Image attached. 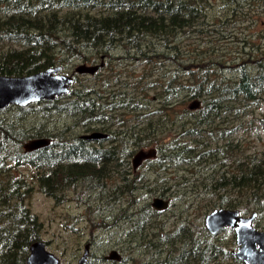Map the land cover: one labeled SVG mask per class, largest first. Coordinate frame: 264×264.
Listing matches in <instances>:
<instances>
[{
    "label": "trees",
    "instance_id": "16d2710c",
    "mask_svg": "<svg viewBox=\"0 0 264 264\" xmlns=\"http://www.w3.org/2000/svg\"><path fill=\"white\" fill-rule=\"evenodd\" d=\"M244 1L253 0H0L1 76L92 64L115 51V60L139 68L95 73L90 84L72 76L66 96L0 110L14 112L0 117V264H25L29 246L41 241L42 224L25 204L33 191L58 205L66 192L90 187L125 202L128 233L153 252L138 264H242L229 250L232 231L210 235L203 221L216 209L264 216V142L251 151L235 136L241 119L264 107V51L242 38L237 57H226L203 30L222 39L225 27L245 18ZM193 100L199 106L189 110ZM35 114L73 124L36 131L24 124ZM91 132L107 138L92 145L79 137ZM40 138L49 144L24 149ZM144 149L154 157L136 168L145 165L147 173L136 174L130 159ZM149 177H159L153 183L160 187L149 188ZM111 179L115 186L106 184ZM140 196L194 205L199 225L184 227L187 216L176 214L177 227L166 229L156 220L161 211L136 208ZM112 264L136 263L128 257Z\"/></svg>",
    "mask_w": 264,
    "mask_h": 264
},
{
    "label": "rangeland",
    "instance_id": "374dc122",
    "mask_svg": "<svg viewBox=\"0 0 264 264\" xmlns=\"http://www.w3.org/2000/svg\"><path fill=\"white\" fill-rule=\"evenodd\" d=\"M258 1L253 0L252 3L244 1L241 3V11L244 15L249 14L251 16L250 20L247 21L245 15L244 19L238 20L233 26L225 27V30L230 32H222V39H220V35L212 33L211 27H209L207 33H204L203 30V34L205 35L203 39L211 40L223 54L227 51L230 52L226 57H237V45L240 46V44H237V41L242 38H244V41L248 40L251 44L257 45L264 51V3H259ZM216 14H219L218 10ZM188 42L186 41V43ZM0 47L5 48L2 43H0ZM118 57L119 54L115 51L112 53V59H104L101 56L92 64L86 65H98L102 62V67H99L95 72L96 76H104L110 70L113 74L117 71L130 75L133 72L132 70L137 71L139 69L135 66L131 67L129 62L115 60ZM80 64V62H73L61 68V73L77 77L78 79H85L86 84L92 83L88 79L89 75H77L74 73V68ZM34 108H37V106L34 105ZM253 111L254 113L251 116L241 119L242 127L238 129L235 136L236 138H242L251 151H257L264 142V125L259 122L264 107L261 106L259 109ZM13 114L12 110L7 112L0 111V117L6 120L13 118ZM24 124L32 126L36 131L53 133L63 127H69L73 124V120L59 115L40 119V115L35 114L28 117ZM75 131L76 129L73 130V132ZM86 134L89 133H82L79 137ZM149 149H144L143 151ZM134 172L136 174L147 173V167L142 165ZM24 173L29 174V171H24ZM155 178L159 177H149L147 179L148 187L151 189L160 187L158 181H156L157 185L153 183ZM106 184L115 186L114 179L108 180ZM166 184L172 185L173 182L168 181ZM106 188L110 190L108 186ZM108 192L93 189L92 187L77 189L73 192L68 191L65 193L67 195L64 201L61 204L54 205L52 200L44 197L37 191H33L30 198L25 202L30 213L35 215L42 224L40 239L44 243L46 250L58 258L60 264H77L78 259L82 255L83 246L87 243L89 244V255L86 264H112L113 262L103 259L111 250H115L119 254L120 260L130 257L136 264L152 256V251L144 249L143 246L138 247L135 243L136 237L131 238V234L128 233L130 223L123 218H125L126 214H130V211H125V202L116 204L115 196L108 197ZM172 195L175 196L176 194L172 193ZM154 197L157 198L156 196ZM154 197L140 196L136 208L146 203L150 204ZM167 200L169 202L167 210L161 211L156 215L157 221H166V229L173 230L177 227L176 225L173 228L174 224L178 222V218H174L176 214L191 217L182 218L185 219L184 227L194 230L199 225V220L196 221L197 217L193 215L196 214L194 205L185 209L181 201L172 202L171 198ZM254 223L259 228H255ZM253 227L258 231H264V216L256 218L253 222ZM221 232L218 233L217 237L223 235ZM229 235L230 233H227V237ZM230 249L231 251L235 250V238L234 245Z\"/></svg>",
    "mask_w": 264,
    "mask_h": 264
},
{
    "label": "water",
    "instance_id": "95a60500",
    "mask_svg": "<svg viewBox=\"0 0 264 264\" xmlns=\"http://www.w3.org/2000/svg\"><path fill=\"white\" fill-rule=\"evenodd\" d=\"M102 62L98 65L80 64L74 68L77 75L92 76ZM61 67L55 66L45 70L19 77L0 75V110L8 106L26 107L41 101H51L56 97L66 96L70 92L73 83L72 76L61 73ZM199 106L197 100L188 105L189 110H196ZM86 141L103 140L106 134L91 132L80 137ZM49 140L45 138L34 139L24 145V149L31 151L46 147ZM152 150L136 152L131 159V166L136 169L144 160L152 158ZM168 201L153 198L150 207L156 211H164L168 207ZM255 213L241 216L235 210L216 209L204 217V228L210 235H216L224 228L233 230L235 238V250L231 255L242 264H264V231H258L253 227ZM87 245L77 264H85ZM107 261H119L120 256L116 251H110L104 258ZM25 264H60L58 258L49 253L42 241L32 243L28 249Z\"/></svg>",
    "mask_w": 264,
    "mask_h": 264
},
{
    "label": "flooded vegetation",
    "instance_id": "af4514ba",
    "mask_svg": "<svg viewBox=\"0 0 264 264\" xmlns=\"http://www.w3.org/2000/svg\"><path fill=\"white\" fill-rule=\"evenodd\" d=\"M98 142V141H97ZM89 143L90 144H92V145H95V144H98V143H95V141H89ZM101 145H103L102 143H101ZM137 169H133L132 168V172H134V171H136ZM187 218H191V217H187ZM228 229V228H227ZM223 230V229H222ZM229 230H231V229H229ZM232 232H233V230H231ZM85 245H87L88 247H87V256H86V260H85V264H86V262H87V258H88V255H89V244L87 243V244H85ZM84 245V246H85ZM84 246H83V249H84ZM83 249H82V253H83ZM112 251V250H111ZM113 251H115V250H113ZM110 252V251H109ZM105 258V257H104ZM103 258V259H104ZM79 260V259H78ZM105 260V259H104ZM107 261V260H106ZM111 262H115V261H111Z\"/></svg>",
    "mask_w": 264,
    "mask_h": 264
}]
</instances>
